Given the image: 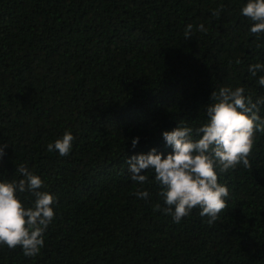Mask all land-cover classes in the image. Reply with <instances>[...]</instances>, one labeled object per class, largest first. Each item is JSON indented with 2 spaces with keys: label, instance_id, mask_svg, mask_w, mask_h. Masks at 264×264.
Instances as JSON below:
<instances>
[{
  "label": "trees",
  "instance_id": "obj_1",
  "mask_svg": "<svg viewBox=\"0 0 264 264\" xmlns=\"http://www.w3.org/2000/svg\"><path fill=\"white\" fill-rule=\"evenodd\" d=\"M247 2L0 0V182H18L24 164L57 201L39 254L0 246V264H264V133L250 168L217 169L229 197L211 226L198 208L179 224L155 212L154 170L140 185L126 163L152 149L166 158L162 133L178 126L198 139L220 88L264 97V72L248 70L264 64V33H251ZM65 132L70 154L48 151Z\"/></svg>",
  "mask_w": 264,
  "mask_h": 264
},
{
  "label": "clouds",
  "instance_id": "obj_2",
  "mask_svg": "<svg viewBox=\"0 0 264 264\" xmlns=\"http://www.w3.org/2000/svg\"><path fill=\"white\" fill-rule=\"evenodd\" d=\"M221 8L212 15L219 19ZM241 14L253 22L250 31L253 34L264 33V0H248ZM193 26L185 29V38H190ZM200 31H206L203 24ZM240 63L239 60L236 61ZM252 77L264 72V64L249 66ZM258 84L264 87V75L259 76ZM243 87L235 89L224 87L211 95L213 103L206 106L208 122L195 130L199 137L193 140V129L178 126L172 131H164L163 139L172 153L164 158L152 149L148 154L133 155L127 159L130 179L140 185L148 182L145 170H154L155 183L160 187L158 195L163 201L154 205L155 212L171 216L179 224L194 209H199L201 217H207L211 226L219 219L220 213L227 207L226 198L229 189L218 183L217 169L220 174L234 170L242 165L250 168V160L257 132L264 133V118L259 113L264 107V97L257 98L245 94ZM74 140L71 132H65L62 139L47 145L48 151H58L64 157L70 154ZM132 147L139 138L132 140ZM8 145L0 146V161ZM23 177L18 182H0V246L23 250L25 257H35L44 245V234L55 219L53 205L56 198L47 191L43 181L24 164L16 172ZM18 193H31L35 197L31 207H25ZM135 195L147 200L149 192L137 189Z\"/></svg>",
  "mask_w": 264,
  "mask_h": 264
}]
</instances>
